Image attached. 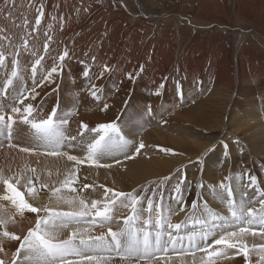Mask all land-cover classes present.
<instances>
[{
    "label": "rangeland",
    "instance_id": "obj_1",
    "mask_svg": "<svg viewBox=\"0 0 264 264\" xmlns=\"http://www.w3.org/2000/svg\"><path fill=\"white\" fill-rule=\"evenodd\" d=\"M224 1L226 4H224ZM39 10L43 11L44 16L37 28L35 20L39 17ZM103 14H105V17L102 16ZM0 31L3 32L0 37V50L6 51L8 49L7 56H10V58L13 57L12 54L19 52L20 48H25V40L28 42L27 49L33 48L36 53L40 52V54L44 52V45L47 43V53L50 55V61L53 62L58 59V56L65 49L71 48L70 55L66 58L68 61L67 63L64 62V64L69 62L73 64L72 74L67 76L70 80L66 84L67 91L70 90L67 97L73 98V106L74 103L76 104L73 109L88 113L89 111L92 112L93 108L99 118L101 116V118L108 119L103 123L114 122L119 125V122L124 121V116L132 110L130 107L131 101L137 91H140L143 92L140 98L143 102V95H148L144 103L143 115L145 116L142 115L141 118V120H145L146 126L147 123L153 124L154 122L155 124L161 122L159 125L163 126L167 124L165 123L167 118L170 120V116L174 117L178 113L177 111H183L182 116H194L193 113L196 114L195 116H200L197 122L206 120L205 124L202 125L203 128L208 130L218 129V122L222 118L228 121L233 116L234 111L242 112L238 101L237 103L235 101L238 98L240 85H236L232 93V99L228 104H224L223 99L216 101V98L221 97V95L214 91L215 85L211 83L213 75L209 76L211 70L209 68L214 66H218L217 69L220 66L228 67L229 72L227 75L236 79L237 70L243 67L246 73L251 70L258 75L252 78L247 77L248 81L257 82L259 78L262 83L260 87L264 86V0H0ZM58 33H61L62 38L56 40L54 38ZM80 35L82 37L79 39L77 46L73 48V44L70 45L71 40H76ZM49 37H51L50 40ZM124 45H127L126 49L123 47ZM159 46H161V49ZM117 49L124 55L125 61L123 60L124 63H121L125 77L128 78L129 74L136 70L132 75L134 86L138 90H123L120 86L122 79H119V84L116 83L119 81L114 84L107 81L108 77L112 75L111 71L116 69L114 63H109L107 66L112 69L109 71L110 73L106 72L101 81L95 82L97 96L99 97L97 99L92 96L88 86L89 83H92L89 81L94 72L92 64L99 63L97 69L95 68L97 78L104 71L105 65H102V63L106 53ZM93 57H95V60L92 59ZM112 57L113 53L111 54ZM252 57L255 58L254 61ZM82 64L86 65L82 66ZM40 68L41 65L37 70L38 75L46 76L49 70L41 74ZM141 68L143 70L145 68L153 70L154 74L157 75L155 80L158 78L157 80H160V82L165 74L168 76L173 72L175 82L170 83L171 87L159 89L160 95H156L157 87L152 88L143 82L139 83ZM11 70L12 68L0 67L1 88L5 85L7 76H10ZM86 70L89 73L88 77L83 75V71ZM22 73L29 76L27 72ZM195 73L200 76V81L196 79ZM58 76H61L60 80H58V83L51 84L52 88L47 90L45 96L47 97L48 94L53 96L56 93V106L62 108L59 93L62 92L63 71ZM32 80L37 83L40 81L39 84L44 83L42 78ZM246 81L244 83L246 87L242 88L243 92L250 86ZM196 82L201 85L200 89H194L196 86L198 87ZM23 87L27 88L25 84ZM178 87L183 91V99L178 95ZM31 88L32 85H29L28 89ZM7 93L6 96H2L3 99L7 98L9 100L5 103V106L11 103L10 97L15 96L16 91H7ZM212 97H214L213 100ZM118 99L125 100L120 107L121 109L119 107L111 108L120 104L117 101ZM86 100L91 101L92 108H89L90 105L87 104ZM202 100L205 101V105L198 106L199 102L201 105ZM52 101L53 97L50 98V106ZM104 104L108 105L107 110H103ZM215 105L216 108L213 107ZM225 106H227L229 112L221 115V110L225 109ZM110 108L111 110L115 109L114 115L105 113ZM149 108L151 114L148 111ZM157 111H160V113ZM200 111L205 113L200 114ZM236 115L239 117L243 114ZM155 124L149 126L155 127L157 126ZM145 125L143 124L142 127ZM4 142L7 144V140H4ZM225 144L228 146L227 155L229 156L234 150L238 151L239 149L236 144L231 143L229 145L227 140H223L211 148L216 153L218 152L217 157L225 156ZM82 147L84 145L71 149L65 148V150L77 149L80 151ZM222 164L214 165L216 169H212L219 173ZM168 177H170L168 180H178L175 174ZM123 182L128 184L126 179ZM10 208L4 207L3 209L8 216L11 214ZM223 208L226 210V205ZM196 215L199 216L200 213ZM34 220L28 222V220L20 219L16 228L21 229L24 227L28 230L29 227L34 225ZM120 226L117 223L112 225L115 230ZM188 226L191 228L192 223L189 222ZM73 227L87 228L88 225L79 224ZM94 228L100 227L94 226ZM257 229L259 230V227ZM2 230L0 228V231ZM196 230L199 231V225H196ZM174 255L176 254H172V256ZM22 262L23 257H21L20 264Z\"/></svg>",
    "mask_w": 264,
    "mask_h": 264
},
{
    "label": "snow or ice",
    "instance_id": "obj_2",
    "mask_svg": "<svg viewBox=\"0 0 264 264\" xmlns=\"http://www.w3.org/2000/svg\"><path fill=\"white\" fill-rule=\"evenodd\" d=\"M43 16V11L39 10V17L35 20L37 28ZM27 43L25 40V48ZM44 52L45 54L48 52L47 43L44 45ZM12 55L11 63L14 67L10 76L6 78V84L0 88V96L8 94L7 89L13 86L14 80L20 74L17 59L19 52ZM67 57L69 51L65 49L42 79L55 83L54 74L58 75L63 71V63ZM6 59L5 52L0 50V67H7ZM43 59L44 56L35 59L31 69L33 77ZM92 59L95 60V57ZM140 70L143 71V68ZM109 71L111 69L105 65L104 72ZM83 75L88 77V71H84ZM102 76L103 73L98 78ZM128 78L133 79V75L129 74ZM38 86L40 85L34 82L31 89L17 87L16 95L10 97L11 103L7 106L0 104V135H5V139L9 141L7 146L10 148H18L20 152L30 155L67 156L69 161L74 162L75 167L61 182L60 187L53 188H49L48 183H40L37 187L33 183V177L25 178L22 174L10 171L9 174H5L0 170L2 193L0 201L10 203L15 214L21 218L25 213L35 214L34 225L28 228L26 235H18L8 230L7 225L10 221L15 222V216L7 219L0 216V227L3 228L0 231V252L4 251L3 239L18 242L11 264H20L21 257L22 264H113L116 257L124 264H170L172 254L190 256V264H216V258L226 257L229 249H234L235 255L243 256L246 264H251L249 259L251 249L243 238L247 235H259L264 239V191L260 190L255 176L249 175L248 183L241 185L242 194L239 199L234 196L231 177H226L220 181L218 188L212 189L214 195L226 204L229 215L211 211L205 202L204 208L197 216V203L192 202L191 211L188 212L186 219L177 223L172 222V216L185 211V192L188 188L185 184L186 177H182L172 188L167 215L163 205V194L157 198L156 192L153 191L151 198H148L135 189L125 192L103 185H100L104 188L103 202L96 200L89 205L80 199L79 210L63 211L52 207L34 206L30 201L36 200L40 189H48L54 197L59 195V199L69 206L77 204L75 198H66L61 193L62 189L71 190L72 185L79 179L77 175L79 165L87 163L96 168L111 169L113 163L108 162L110 158L119 165L121 160L116 158L117 154L123 155L126 160H133L146 147L141 141L134 151L130 152L128 149L133 142L125 138L120 127L114 122L100 123L92 128H89L87 123L80 122L76 134H70L65 127L68 119L57 115L58 105L44 115H41L43 104L34 107L33 101L40 95L36 91ZM164 86L162 82L155 94L160 95L159 89H163ZM91 94L99 99L95 84L91 86ZM178 95L183 99V91L179 87ZM107 108L108 105L104 104L103 110ZM20 124L31 129V146L20 147L11 142L13 126L18 127ZM86 132L91 136L90 140L85 138ZM79 145H84L86 150L83 158L69 155L64 151L65 148L71 149ZM224 147L227 155V144ZM30 171L35 174L36 169ZM35 179L38 180L39 177ZM164 179L167 181L170 177ZM90 187L92 185L83 184L85 189ZM199 187L204 185L201 184ZM248 188L255 189L260 199H255V194L249 196ZM142 191L147 192L148 189ZM157 199L161 201L159 204L156 202ZM118 202L120 206L130 209L129 215L117 218L114 212ZM256 204L259 205L258 208ZM2 207L3 205H0V208ZM189 221L192 223L191 228L188 226ZM113 223L121 226L113 230ZM79 224H87L88 227H73ZM196 225H199V231L196 230ZM256 225L259 226V231L254 227ZM94 226L100 227L103 231L98 235H92L91 230ZM64 230H69L68 238L60 239V234ZM252 248L264 253V244L252 245ZM197 253L203 254L199 262L196 258ZM260 259L264 261V255H261ZM0 264H5V261L0 259ZM182 264L189 262L182 260Z\"/></svg>",
    "mask_w": 264,
    "mask_h": 264
},
{
    "label": "bare ground",
    "instance_id": "obj_3",
    "mask_svg": "<svg viewBox=\"0 0 264 264\" xmlns=\"http://www.w3.org/2000/svg\"><path fill=\"white\" fill-rule=\"evenodd\" d=\"M224 4H226L225 1ZM104 15L105 14H103L102 16ZM2 35L3 32L0 31V37ZM81 37L82 35H80L76 40H71L72 42L70 43V45L73 44V48L77 46V43ZM61 38H62L61 33H58V35L55 36L54 39L59 40ZM123 47H125L126 49L127 45H124ZM159 48L161 49V46H159ZM20 49L21 50L19 51V56L17 57V59L19 60L20 76L16 80H14L13 86L7 89V91L9 92L13 90L16 91L17 87L24 86V84L27 86V88L29 85L33 86V83L35 81L32 79H39L44 77L43 75L42 76L38 75V72H36L35 76L33 77L31 72L35 59H37L41 55L44 56V59L41 61V68H40L41 74H43L46 70H50V68L54 66V62L50 61V55L48 53L47 54H45L44 52H42L41 54L40 52L36 53L35 49L33 48L32 49L20 48ZM68 51L70 52L71 48H68ZM4 52L7 56L8 49ZM112 53H113V57L111 58ZM123 56L124 55L121 52H119L118 49L111 50L106 53L104 62L102 61L103 59L101 60V62H103L102 65H108L109 63L111 64L114 63V65L116 66V69L114 70L111 69L112 75L108 77L107 81L114 84L116 81H119V79L120 80L122 79L120 86L122 87L123 90L126 91V90L134 89L135 91H137L138 89L137 87L134 86L133 79L130 80L129 78L125 77L124 68L122 67V63H121L123 62V60L125 61ZM126 57L128 58V56ZM7 58L8 59H6L5 61L7 67L5 69H9V68L13 69L14 65H12L11 63L13 57L10 58V56H7ZM252 58H253L252 60L254 61L255 58L254 57ZM67 61L68 59H65L64 62L67 63ZM83 64L82 66L86 65ZM98 65L99 63L92 64L94 72L93 75L89 78V81L92 82L89 83L88 85L90 87V90H91V86L95 84V82L101 81L106 73L102 71L103 73L102 78H98L100 75H98V77L96 78V69ZM39 67L40 66H37V70ZM72 67L73 64L70 62L68 64L63 63V78H62V86H61L62 92L59 93V99L62 108L57 109V115L59 117H64L68 119V124L65 127L69 130L70 134L75 135L79 128L80 122L87 123L89 125V128H92L100 123H103L108 119H104L105 117L101 118V116L99 118L97 116V114L91 107L92 105H90L91 101L86 100L88 102L87 104L90 105V107L89 106L88 107L92 108V112L89 111L88 113H85L82 112L81 110L73 109L76 107L75 106L76 104L74 103L75 106L74 107L73 98L67 97L70 90L67 91L66 88V84L70 82L67 76L72 74L71 71ZM216 67L214 66L213 68H209L211 69L209 71V76L213 75L211 79L212 80L211 83L215 85L214 91L215 93H219L221 95V97L216 98L217 99L216 101L223 99L224 104L225 103L228 104L229 101L232 99V93L235 90L236 85L238 84L240 85V88L238 90V98L235 101L236 103L238 101L239 106L242 108L241 113L234 111V113H232L233 116L230 117L229 118L230 120L228 121H225L222 118L218 122L217 125L218 129H212V130H208L202 127V125L205 124L206 120L205 121L201 120L202 122L201 121L197 122V119L200 118V116H195L196 115L195 113H193L194 116L192 115L182 116L183 111H177L178 112L176 114L177 116L176 115L174 117L170 116L171 117L170 120L167 118L168 122L166 121L165 123L167 124L163 126L159 125V123L161 122L156 124L155 122L153 124L151 123L148 124L146 122L147 123L146 126L145 120H141V118L145 116L143 115L144 114L143 110L145 105L144 104L145 99L147 98L148 95L147 94L143 95V100H144L143 102L140 99L141 94L143 92L137 91V94L135 93L136 95L130 103V107L132 109L131 112L129 111V113L124 116L123 119L124 121L119 122L118 126L120 127L121 132L125 136V138L133 142L128 149L130 152L134 151V148L138 146V144L141 141L145 143L146 147L141 150V154L139 156H136V158L133 160H126L124 159L123 155L117 154L116 158H119L121 160V164L119 165L115 164L114 161L110 158L108 162L113 163V167L111 169H114L115 171H108L111 169H105V168H96L95 166H90L87 163L79 165L78 166L79 170L77 173L79 179L72 185L71 190L62 189V193H61L66 198H75L77 204L69 206L68 204L64 203L62 200L59 199V195L54 197L52 193L49 192L48 189H40L39 196L36 198V200L30 202L33 203L34 206H40L41 208L52 207L56 210H63V211L79 210L78 201L80 199L85 200L87 203H89V205L91 204L92 201H96V200H100L103 202L104 188L100 187V185H103L105 187H111L117 191L131 192L135 189L141 195H145L148 198H151V193L153 191L156 192L157 198H159L161 194H163V205L165 209V215H167V207L168 204L171 202L169 197L170 194L172 193V188L182 177H186L185 184L188 185V188L187 191L185 192V211L172 216V222L177 223L180 222L181 219L182 221L186 219L188 212L191 211L190 205L192 202L197 203L198 206L197 213L201 212L206 202L208 209H210L211 211L220 213L221 215H229L227 208L226 210H224L225 208H223L226 204L222 203L220 199L216 195H214L212 191L213 188H218L220 181L224 180L226 177L232 178V183L234 187V196L237 199L240 198L242 193L241 185L248 183L249 175L255 176L257 178V183L260 190L264 191V86L260 87L262 83L259 78L257 82L256 81L252 82L247 80V77L252 78L257 75L255 72L251 70H249V72L246 73L243 67H241L237 70L236 79H233L232 76L227 75V73L229 72L228 67L224 68L223 66H220V68L218 69ZM215 69L216 71H214ZM135 71L132 72V74L135 73ZM22 72L24 73L27 72L29 76H25V74H23ZM166 75L167 74L164 75L165 77L160 82V80H157L158 78L155 80V77H157V75L154 74L153 70H147V68H145L143 71H141V78L139 83L143 82L145 85H148L152 88L155 87L158 88V86L163 82L165 85L163 89H166L168 87H171L170 83L173 84L175 82L173 77V72L168 76ZM195 77L198 81H200V76L197 73H195ZM53 78L55 80V83H58V80H60L61 76L54 74ZM245 81L249 83L250 86L246 88L245 91L243 92L242 88L246 87L244 84ZM39 82L38 83L35 82V83L39 84ZM55 83L44 81L43 84H39L40 86L36 88V91L39 92L40 95L37 96L35 101H33V104L34 107H38L41 104H43V112L41 113V115L50 112V110L56 106V102H57L56 93H54L53 96L52 94H48L47 97L45 96L47 90L52 88L51 84L53 85ZM116 83L119 84L120 81ZM196 85H198V87L196 86L194 89L196 88L200 89L201 85L198 82H196ZM0 88H1V84H0ZM213 92L211 93L213 94ZM51 97H53V101L50 106ZM213 98L214 97H212V100ZM204 100H202L201 105L199 102L198 106H204L205 105ZM117 101L120 104L114 105L111 108H115V107L120 108L124 104L125 100L118 99ZM7 102H9L7 98L3 99L2 96H0V104L5 105V103ZM152 107H154V105H152ZM213 107L216 108V105ZM111 108L105 113L106 114L110 113L111 115L112 114L114 115L116 111L115 109L111 110ZM154 109H156V107H154ZM198 109L195 110L197 111ZM221 111H222L221 115L226 112H229L227 106H225V109ZM157 112L160 113V111ZM202 113L205 112H201L200 114ZM236 114H243V115L237 117ZM143 124L145 125L144 127H142ZM154 124L157 126L155 127L149 126ZM174 133L178 136L173 135ZM31 137H32V131L29 128V126L20 124L18 127L17 126L14 127L13 139L11 142L13 144H18L20 147L31 146L32 144ZM85 138L87 140H90L91 136L86 132ZM4 140H6L5 135H1L0 170H3L5 174H9L10 171L11 173L22 174L25 178L33 177V183L36 186L40 185V183H48L49 188L60 187L61 182L66 177L69 176L70 172L75 167L74 162L69 161L67 159V156L52 157L47 155H36V154L30 155V154L22 153L19 151L18 148L8 147L7 145L9 141L7 140V144H6ZM223 140H227L229 145L231 143L236 144L239 147L238 151L234 150L232 153H230V156L225 155L224 157L222 156L217 157L218 152L216 153L215 151L211 150V148L218 145ZM162 149H171L172 151L165 152L162 151ZM64 151H66L69 155H77L81 158H83L86 155L85 147H82L80 151L77 149L75 150L64 149ZM217 159L219 160L217 161ZM220 163H223L222 168L220 172L217 173L216 170L214 171V169H216L214 165H219ZM33 168L36 169L35 174H33L30 171ZM173 174H175V177L178 179L177 181L176 180L165 181L164 179L165 177L171 176ZM35 177H39V179L37 180L35 179ZM125 179L128 184H124L123 181ZM23 182L24 181L22 180L21 183ZM83 184H90L92 185V187L85 189L83 188ZM201 184H203L204 187H199V185ZM142 189H148V191L144 192L142 191ZM247 191L249 196L255 194V199L257 200L260 199L258 193H255V189L248 188ZM25 198L26 199L28 198L27 195L25 196ZM156 202L157 204H159L161 201L157 199ZM0 205H3V207L0 208V216H3L6 219L11 216H15V222L10 221L8 223L7 225L8 230L15 232L18 235H26L27 229L24 227L21 229H17L16 225L17 223H19L20 219L21 220L24 219V220H28V222H32L35 219V214L25 213V216L21 218L20 216L15 214V210L10 203L0 201ZM255 206L257 208L259 207L258 204H256ZM4 207L6 208L11 207L10 216L6 215L5 211H3ZM173 207H175V205H173ZM114 214L117 216V218H120L122 216L129 215L130 209L120 206L118 202ZM258 227H259L258 225L255 227L257 231H259L257 229ZM101 231H103V229L101 228H94V229L92 228L91 234L98 235ZM68 235H69V230H64L60 234V239H67ZM243 239L251 249V251L249 252V259L251 261V264H264V261H261L260 259L261 255H264V253H261L260 251H258V249L252 248V245L264 244V239H262L259 235L256 236L247 235ZM3 245H4V251L0 252V259L4 260L5 264H11V260L15 252V249L16 247H18V242L3 239ZM202 255H203L202 253H197L196 258L198 262ZM172 257L173 258L170 261V264H182V260L189 262L190 264L191 261L190 256L181 257L180 255L178 256V254H176ZM117 262L118 264H124L123 261L119 260V257H116L114 259L113 264H117ZM216 264H246V262L243 256L235 255L234 249H229L227 250L226 257L221 256L219 258H216Z\"/></svg>",
    "mask_w": 264,
    "mask_h": 264
}]
</instances>
